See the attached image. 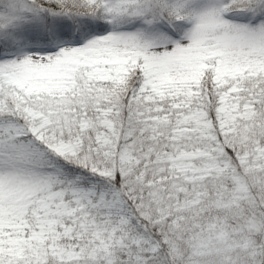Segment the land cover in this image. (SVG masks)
Instances as JSON below:
<instances>
[{
	"label": "snow or ice",
	"instance_id": "1",
	"mask_svg": "<svg viewBox=\"0 0 264 264\" xmlns=\"http://www.w3.org/2000/svg\"><path fill=\"white\" fill-rule=\"evenodd\" d=\"M0 264H264V0H0Z\"/></svg>",
	"mask_w": 264,
	"mask_h": 264
}]
</instances>
